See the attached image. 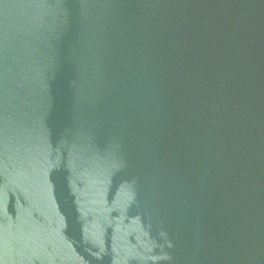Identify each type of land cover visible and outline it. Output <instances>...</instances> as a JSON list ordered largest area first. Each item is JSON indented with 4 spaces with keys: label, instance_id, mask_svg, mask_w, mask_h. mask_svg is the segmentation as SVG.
I'll list each match as a JSON object with an SVG mask.
<instances>
[{
    "label": "water",
    "instance_id": "95a60500",
    "mask_svg": "<svg viewBox=\"0 0 264 264\" xmlns=\"http://www.w3.org/2000/svg\"><path fill=\"white\" fill-rule=\"evenodd\" d=\"M0 264H264V0H0Z\"/></svg>",
    "mask_w": 264,
    "mask_h": 264
}]
</instances>
